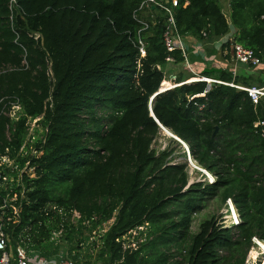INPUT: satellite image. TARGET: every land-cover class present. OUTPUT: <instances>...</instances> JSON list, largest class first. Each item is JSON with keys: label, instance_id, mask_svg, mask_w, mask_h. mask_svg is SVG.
Here are the masks:
<instances>
[{"label": "trees", "instance_id": "trees-1", "mask_svg": "<svg viewBox=\"0 0 264 264\" xmlns=\"http://www.w3.org/2000/svg\"><path fill=\"white\" fill-rule=\"evenodd\" d=\"M143 1L0 0V157H16L29 122L42 130L30 162L35 177L0 188V205L9 199L3 230L10 249L23 245L48 258L65 247L74 264H244L252 247L249 259L256 260L255 247L264 252V138L253 125L264 121V99L253 105L243 91L218 84L207 90L205 82L154 97L155 119L214 178L188 185L186 164L173 163L169 148H151L160 129L148 103L167 66L166 15L138 10ZM229 5V18L217 0H180L173 10L191 65V44L213 45L230 25L233 43L264 63V0ZM223 47L232 51L229 42ZM172 56L183 61L180 51ZM202 76L250 87L223 70ZM189 77L183 69L175 82ZM12 107L19 110L10 119ZM26 160L17 159L21 166ZM215 198L230 200L227 227L235 211L239 224L225 228L211 218L190 234L192 216ZM111 220L92 262L90 255L78 262L77 245L89 239L83 230L98 233ZM140 227L147 235L138 232L135 240H144L123 250L121 239ZM57 232L68 247L52 240Z\"/></svg>", "mask_w": 264, "mask_h": 264}, {"label": "built area", "instance_id": "built-area-1", "mask_svg": "<svg viewBox=\"0 0 264 264\" xmlns=\"http://www.w3.org/2000/svg\"><path fill=\"white\" fill-rule=\"evenodd\" d=\"M179 1L180 0H144L138 7V10L149 9V8L156 9L158 11H162L166 15V25L163 34V43L168 55L165 58V63L167 64V66L176 65L177 68H182V70L184 69L193 75V77L186 79L181 83H176L175 82L176 76L174 74H169L168 71L166 70L164 73V80L161 82L156 94L166 93L184 84H191L194 82H206L209 85L211 84L225 85L243 91L246 93L247 97L249 98L250 102L253 105L258 104V102L261 99H264V86L243 87V86L235 85L233 83H224L221 81L211 80L203 77L194 78V68L191 66V64L187 59L188 46L184 44L180 36L177 34L176 24L173 17V10L179 6ZM142 25H143L142 30H145L148 27L146 23H142ZM203 36H205V34H203ZM231 48H232L233 62L235 64L244 65L253 68L261 67L264 69V63L260 61V59L256 56L253 50L234 43H232ZM137 49L139 56L141 58L144 57L145 51L143 48V43L140 40H138ZM175 51H180L181 56L183 58V61L179 64L175 63L174 57L172 56V54ZM164 83H168L169 85L164 86ZM202 109L203 106H200L199 110ZM253 128L260 129V136L261 138H264V121L258 120L256 123H254ZM33 146H34V140L33 142L30 143L27 139H25L24 144L18 150L15 158H11L8 154L0 157V188H4L1 186L2 181L3 182L8 181L7 179L8 177L1 176L2 172L9 171V174H14V175L16 174L14 178H16L17 186L22 185L23 176H26L28 179H33L35 177L34 169L33 167L30 166L31 159L37 155V151L33 148ZM27 157L30 158V161L26 160L21 166L17 161V159H26ZM8 200H9L8 197L5 198L3 204L0 205V264H74V262L67 256V253L64 251L65 252L64 254L62 250L58 254L48 258L40 255L37 252H32L23 245L16 246L15 250L12 251L8 247L7 244L8 238L3 230L4 222L9 220V218H6L7 215L5 212L7 206L9 205ZM229 202L230 200L227 201V204ZM49 208H50L49 206L46 207V209L48 210ZM51 209L55 210L54 207H51ZM58 213L60 214V212ZM71 220H79L78 214L73 212ZM239 222L240 219L236 214L235 220L233 221L232 225H237ZM221 224L222 226H225L223 222H221ZM142 228L144 227L137 228L136 230L130 233L131 234L130 236L123 237L121 239L123 241L122 243L123 250L130 248L128 243H126L127 239L135 235L136 232L138 233V231H141ZM105 230L106 229H103L100 232L103 233L105 232ZM57 234L59 237H61V232L53 233L52 240H55L54 237L59 238ZM252 241L254 246L255 239H253ZM248 261L249 260L247 259V262Z\"/></svg>", "mask_w": 264, "mask_h": 264}, {"label": "rangeland", "instance_id": "rangeland-1", "mask_svg": "<svg viewBox=\"0 0 264 264\" xmlns=\"http://www.w3.org/2000/svg\"><path fill=\"white\" fill-rule=\"evenodd\" d=\"M165 71H166V69H165ZM18 110H19L18 107H12L11 112H9V118L10 119L15 118L18 114ZM36 121L37 120H34V121H31L28 123V131H27L26 139L30 143L33 142V140H35L36 137H39L41 132H42L41 126L39 124L37 125ZM170 140H171V138L169 136H167L162 130H160V135L153 141L151 148L153 150H155L156 152L161 151L164 148H169V150H172L173 151V157H174V160L172 162L173 163H181V164L185 163L186 164V167H187L186 172L188 174V185L196 183V182H206L208 184H211L214 181V178L209 174V176L212 177V179L209 180V178H207L204 173L191 168L188 164V161L185 159L186 155H185L184 148L180 145V147L177 149V146L175 144L171 143ZM17 178H18V176H17ZM7 179H8L7 182H3V181L1 182L2 187L8 189V188H11L12 185L16 184V178L9 176ZM225 203L222 204L220 202L219 198L208 199L205 202V204L203 205L202 209L198 213H196L192 216V220H191V224H190V228H189L190 234L194 235L198 231L200 223H202L203 221L209 220L211 218H214L216 221H218V223L223 222V224H225V226H223V227L230 228V226L227 227L228 224L226 223V220L224 217L225 216L224 211L226 210L227 205H228L227 202H225ZM236 214L237 213L235 212V216H236ZM71 221L75 222L76 220H71ZM111 223H112V221L108 222L107 224H104V226H102V230L107 229V227ZM138 232L142 233L143 238L147 235V229H145V227L142 228V230L138 231ZM100 233L101 232H98V233L92 232V233L88 234L87 231L83 230V236L84 237L88 236L89 239L87 241L84 240L82 242V244L77 245L79 247V249L75 250V252L78 253L81 257L80 261L77 260L78 262L84 263L86 260H88V258L86 257L87 255L91 256V259H89V261L92 262L93 258L97 254V248L99 246L98 234H100ZM57 236H58V234H57ZM137 237H138V233L136 232L135 235H133L127 239L126 243H128V245L131 248L136 247L139 242L144 240V239L135 240V238H137ZM59 238L54 237V239H55L54 241H55L56 245L58 246V244H62L64 246L68 247V244L67 243L64 244V242L59 241ZM7 244H9V248H11L9 241L7 242ZM93 245H94V248H93ZM75 247H76V245H75ZM255 249L258 252V257H257L256 261L252 260L251 258L249 259V253H250V250H249L245 256L244 264H264L263 250H260L257 247H255ZM61 250H62V252H64V251L66 252L65 247H62ZM172 251H174V250L172 249L171 252ZM65 252H64V254H65ZM178 259L179 258L177 256H175L173 258V260H178ZM247 259L249 260L248 262H247ZM98 264H100V263H98Z\"/></svg>", "mask_w": 264, "mask_h": 264}, {"label": "crops", "instance_id": "crops-1", "mask_svg": "<svg viewBox=\"0 0 264 264\" xmlns=\"http://www.w3.org/2000/svg\"><path fill=\"white\" fill-rule=\"evenodd\" d=\"M222 8V13L226 18L230 16V0H217ZM234 28L230 25V33L224 36L221 40L216 41L213 45H203L199 42L191 44V55L194 57V64L191 65L194 68V78L203 77L202 72H219L226 71L232 76V79L238 78L239 80H245L249 86L262 87L264 86V69L247 67L244 65L235 64L233 62L232 51L227 50L224 46L226 42L233 43L232 36ZM198 52V53H197ZM166 70L169 74H176L182 71V68H177L176 65L166 66ZM191 78V77H189ZM186 78V79H189ZM207 78V77H203ZM207 79L216 80L214 77ZM218 81V80H217Z\"/></svg>", "mask_w": 264, "mask_h": 264}, {"label": "water", "instance_id": "water-1", "mask_svg": "<svg viewBox=\"0 0 264 264\" xmlns=\"http://www.w3.org/2000/svg\"><path fill=\"white\" fill-rule=\"evenodd\" d=\"M210 88V85L208 84L207 85V90ZM157 94H155L154 96H152L149 100V103H148V111H149V116L155 121L156 125L159 127L160 130H164L165 128H163L159 123L158 121L155 119L154 115H153V112H152V108H151V104H152V100L154 99V97L156 96ZM172 136V135H171ZM172 139L175 140L177 143H179L185 150V155H186V158H187V161L189 162L192 158L190 157V153H189V149L188 147L186 146L185 143H183L181 140H179L178 138H176L175 136H172ZM193 161V160H192ZM194 162V161H193ZM205 174V173H204ZM206 175V174H205Z\"/></svg>", "mask_w": 264, "mask_h": 264}, {"label": "bare ground", "instance_id": "bare-ground-1", "mask_svg": "<svg viewBox=\"0 0 264 264\" xmlns=\"http://www.w3.org/2000/svg\"><path fill=\"white\" fill-rule=\"evenodd\" d=\"M169 84L168 83H164V86H168ZM167 136H169L171 139H172V136H174L169 130L167 129H164L162 130ZM172 135V136H171ZM177 138V137H176ZM187 160V158H186ZM189 166L197 171H201L202 173H205L209 179H212V177L209 176V173L207 171H205L204 169L200 168L199 166L196 165L195 162L192 161V159L188 162ZM251 250V249H250ZM252 260H255L256 256L255 254H253L251 257H250ZM256 261V260H255Z\"/></svg>", "mask_w": 264, "mask_h": 264}, {"label": "clouds", "instance_id": "clouds-1", "mask_svg": "<svg viewBox=\"0 0 264 264\" xmlns=\"http://www.w3.org/2000/svg\"><path fill=\"white\" fill-rule=\"evenodd\" d=\"M194 83H195V82H194ZM205 83H206V82H205ZM207 85H208V84H207ZM155 94H156V93H155ZM155 94H154V95H155ZM206 177L208 178L207 175H206ZM209 180H210V179H209ZM226 202H227V201H226ZM225 204H226V203H225ZM233 207H234V206H233ZM234 209H235V208H234ZM235 212H236V211H235ZM238 224H239V223H238ZM238 224H237V225H238ZM234 226H236V225H231L230 227H234Z\"/></svg>", "mask_w": 264, "mask_h": 264}]
</instances>
